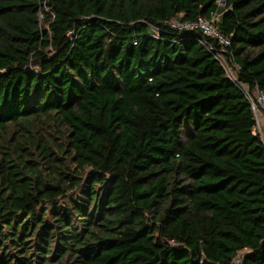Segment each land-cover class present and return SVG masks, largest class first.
<instances>
[{
    "label": "trees",
    "instance_id": "obj_1",
    "mask_svg": "<svg viewBox=\"0 0 264 264\" xmlns=\"http://www.w3.org/2000/svg\"><path fill=\"white\" fill-rule=\"evenodd\" d=\"M257 90L264 0H0V264H264Z\"/></svg>",
    "mask_w": 264,
    "mask_h": 264
},
{
    "label": "built area",
    "instance_id": "obj_2",
    "mask_svg": "<svg viewBox=\"0 0 264 264\" xmlns=\"http://www.w3.org/2000/svg\"><path fill=\"white\" fill-rule=\"evenodd\" d=\"M218 18L219 17L214 16L210 21L199 18L196 22H173L171 23V27L173 29H177L179 32H202L204 37L214 40L217 49H215V47H212L209 48V50L215 52L216 59L221 63L228 77L232 81L237 82L235 72L231 67L230 62L227 60V54L232 44L231 38L225 36L217 27ZM200 43L202 45L206 44L203 41H200ZM247 94L248 96H250L249 92H247ZM254 95L256 96V102H254L253 98H250L252 102V109L256 116L258 132L260 133L261 137L264 138V122L262 123L261 121V118H263L264 120V94H261L257 90L254 92ZM237 263L240 264V260H238Z\"/></svg>",
    "mask_w": 264,
    "mask_h": 264
},
{
    "label": "rangeland",
    "instance_id": "obj_3",
    "mask_svg": "<svg viewBox=\"0 0 264 264\" xmlns=\"http://www.w3.org/2000/svg\"><path fill=\"white\" fill-rule=\"evenodd\" d=\"M262 123L264 122L263 118H261Z\"/></svg>",
    "mask_w": 264,
    "mask_h": 264
}]
</instances>
